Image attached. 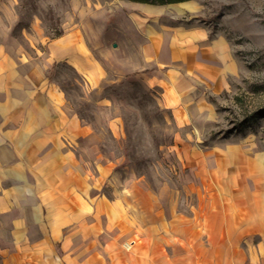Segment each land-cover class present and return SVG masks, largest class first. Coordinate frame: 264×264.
Listing matches in <instances>:
<instances>
[{
    "label": "crops",
    "instance_id": "obj_1",
    "mask_svg": "<svg viewBox=\"0 0 264 264\" xmlns=\"http://www.w3.org/2000/svg\"><path fill=\"white\" fill-rule=\"evenodd\" d=\"M122 1L132 8L99 11L84 24L91 52L119 75L148 74L145 87L161 91L178 124L193 122L202 113L197 88L221 90L225 80H207L200 48L154 18L190 1ZM137 9L151 23L140 22ZM16 21L10 0H0V264H264V154L240 142L190 157L188 185L200 200L193 219L164 211L146 235L135 230L133 240H106L117 236V225L102 199L92 207V186L102 177L88 169L105 168L99 137L46 77L59 60L73 61L74 37L56 38L27 68L11 34ZM115 34L132 41L133 56L110 51L107 38ZM156 224L166 240H156Z\"/></svg>",
    "mask_w": 264,
    "mask_h": 264
},
{
    "label": "rangeland",
    "instance_id": "obj_2",
    "mask_svg": "<svg viewBox=\"0 0 264 264\" xmlns=\"http://www.w3.org/2000/svg\"><path fill=\"white\" fill-rule=\"evenodd\" d=\"M10 2L17 20L11 34L27 68L46 57L57 35L74 37L73 61H58L52 88L99 137L105 168L88 169L95 179L102 177L92 186L97 189L92 207L102 199L110 206L108 219L117 225V236L106 240H133L135 230L144 236L164 211L193 219L200 200L188 185L195 173L191 156L223 142L244 143L252 155L264 154V0H191L154 17L159 26L179 29L186 45L200 48L207 80L226 83L221 90L199 86L194 98L203 99L202 113L184 125L164 107L159 89L145 87L148 74L119 75L90 50L83 33L89 18L131 5L122 0ZM136 11L140 22L151 23L153 17L145 20L143 9ZM107 39L118 57L133 56L132 41L122 34ZM135 82L142 88L132 86ZM156 226V240H166V230Z\"/></svg>",
    "mask_w": 264,
    "mask_h": 264
},
{
    "label": "trees",
    "instance_id": "obj_3",
    "mask_svg": "<svg viewBox=\"0 0 264 264\" xmlns=\"http://www.w3.org/2000/svg\"><path fill=\"white\" fill-rule=\"evenodd\" d=\"M130 2H135V3H142V4H149V5H168V4H176V3H182V2H187L191 0H126ZM63 34H59L56 36V38L61 37ZM59 66V63H55L52 70H50L47 74V78L49 80H52L56 74V69ZM132 86H136L138 88H142L139 83H132Z\"/></svg>",
    "mask_w": 264,
    "mask_h": 264
}]
</instances>
